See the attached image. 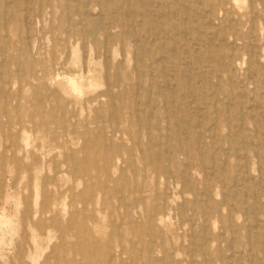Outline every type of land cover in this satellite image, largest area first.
Instances as JSON below:
<instances>
[{"label":"rangeland","instance_id":"rangeland-1","mask_svg":"<svg viewBox=\"0 0 264 264\" xmlns=\"http://www.w3.org/2000/svg\"><path fill=\"white\" fill-rule=\"evenodd\" d=\"M6 1L0 264H111L109 249L125 264H264V0H92L94 27L103 18L126 25L125 35L113 28L110 44L103 32L96 40L68 32L64 21L55 25L42 0ZM154 46L163 47L161 55L146 53ZM164 50L179 58L176 64H165ZM151 66L153 76L139 83ZM165 79L200 87L206 104L195 112L197 101L180 90L163 128L181 129L155 141L148 154L141 136L149 161L162 157L165 168L186 173L176 184L145 170L139 150L127 152V129L139 127L125 122L129 99L113 97L138 84L156 96ZM141 101L147 111L164 102Z\"/></svg>","mask_w":264,"mask_h":264},{"label":"bare ground","instance_id":"bare-ground-1","mask_svg":"<svg viewBox=\"0 0 264 264\" xmlns=\"http://www.w3.org/2000/svg\"><path fill=\"white\" fill-rule=\"evenodd\" d=\"M9 0L6 1V3H8ZM13 1H17V2H20V0H13ZM34 1V0H33ZM80 1V5L78 7H75V8H72L71 7V0H42V4H45L47 5L50 9H51V13H52V20H53V23L56 25V24H59L60 22L64 21L65 22V28L68 32H74V31H79L81 32L84 36H93L94 38L99 39V34L100 32H103V36L105 37L104 40L107 44H110V43H113L115 41V35L112 33V30L113 28H119L121 30V33L125 35V33L127 32V29H126V25L124 23H122L121 20H118V21H104L105 18L102 19V21L100 22V25H96L94 27V23L91 24V22H88V20L91 18V1L92 0H78ZM217 1V3L219 5H223L225 4V2H222L220 0H204V4H212V3H215ZM228 3H229V0H227ZM75 2V1H74ZM130 2V1H129ZM238 2V1H237ZM33 3V2H32ZM102 3V2H101ZM226 3V4H228ZM130 4V3H129ZM96 5L99 7L98 9L100 10L99 14H102V5L100 3H96ZM8 6V5H7ZM44 6V5H43ZM72 8V9H71ZM106 8V7H105ZM115 8H120L118 6H115ZM34 9V8H33ZM137 8L135 7L133 10H131L130 14L132 15L134 12L136 13ZM107 10V8H106ZM4 11H7L6 9ZM34 11V10H32ZM211 11V10H210ZM34 13V12H33ZM28 15V14H27ZM25 14V18L27 16ZM165 15V14H164ZM119 16H130L128 11H122L120 12ZM28 17V16H27ZM36 18V17H35ZM85 18H87V21H85ZM139 18V17H138ZM27 19V18H26ZM211 20V19H210ZM31 21H34V20H31ZM90 21V20H89ZM34 23V22H32ZM96 23V22H95ZM212 23V22H211ZM79 24H82L83 27H82V30H80L78 28V25ZM133 27V26H131ZM30 28V27H29ZM98 28H100L98 30ZM162 28V27H161ZM195 28V27H194ZM198 29V28H196ZM215 29V28H214ZM187 31V30H186ZM187 33V32H186ZM209 33V32H208ZM134 35V34H133ZM187 35V34H186ZM206 35V33H205ZM146 36V34L144 35V37ZM229 36V35H228ZM137 37V36H136ZM205 38V36H204ZM229 38V37H228ZM130 41H133L134 44H135V47H137V43L136 41L138 40V38H135V36H132V38H128ZM206 39V38H205ZM126 40V39H125ZM213 41V40H212ZM217 42V41H216ZM203 43V42H202ZM251 43V42H250ZM184 46V45H183ZM142 47V46H140ZM176 48V47H175ZM174 48V49H175ZM161 49H163L162 46H154L152 48L150 47H147L146 50V53L148 54H153L154 57H157V54L161 55ZM165 54L162 55V59L164 60L165 64L166 63H170V62H173L176 64L177 60H179V58H173V56H170L169 55V52L168 51H165ZM212 52V51H211ZM189 55V54H188ZM187 55V56H188ZM196 55L198 56V54L196 53ZM190 56V55H189ZM225 56V55H224ZM153 57V58H154ZM208 57V56H207ZM190 58V57H189ZM200 58V57H199ZM259 58V57H257ZM142 59V62L143 63H146L147 65L149 64L148 62H151L150 59H145L144 57L141 58ZM191 59V58H190ZM202 60V59H200ZM219 61V60H218ZM202 63V62H201ZM163 66V64H162ZM178 66V65H177ZM136 67V66H135ZM191 68V67H190ZM189 68V69H190ZM182 69V68H181ZM184 69V68H183ZM153 67L151 66L146 72L147 73H143V74H138V82L139 83H142L143 81V78H144V75L146 76H153ZM190 71V70H189ZM137 72V71H136ZM185 72V70H184ZM206 72V71H205ZM189 73V72H188ZM163 75V74H162ZM204 75L206 76V74L204 73ZM210 75V74H209ZM119 71H117L115 74H114V81L115 82H119L121 80V77L119 78ZM126 77H128V74H126ZM168 77V76H167ZM204 77V76H203ZM202 77V78H203ZM162 78V77H161ZM166 78V77H165ZM210 78V77H209ZM193 79V78H192ZM111 80V79H110ZM203 80V79H202ZM200 81H197V83H199ZM214 82V81H213ZM212 82V83H213ZM109 83V82H108ZM107 83V84H108ZM163 90H161V93L159 94H156V96L153 95V91H151V89H148L146 91H144L142 88H140V84H138L137 88H128V87H125L123 90L119 91V92H114L113 94V97H115V95L126 101L127 99H129V107H131L133 110H132V113H131V116L129 115L128 118L129 119H126L125 122H131L130 126L132 125H137L139 128H136L137 132L136 133H132L131 130L127 129L128 131L126 132L128 135H129V139L133 142V145H132V148L131 150H127V152L132 155L133 154V151L135 150H139L140 153H141V156H140V159L144 162L145 164V167L144 169L146 170L149 166L152 167V171L154 173H156V175H158L159 177H165L167 179H174L173 183L176 184V183H179V182H185V179L183 180V177H186V173L185 172H176L174 171L172 168H165L163 166V164L161 163L162 161V157H160L161 159L156 163V164H153L151 161V157L150 156H147L146 154H148L149 152V149L151 148V145L154 144L155 141H163L165 140V138L169 139V133L171 131L175 132V131H179L181 128H163V127H169V124H170V120H172V118H170L172 116V108L173 106L174 107H177L179 105H176V103L173 102V106L170 105V102L173 101L172 100V97H176L177 96V93L179 94L180 90H183L184 91V96H187L188 98H194L195 101H197L198 103V106L196 107V111L195 112H199L203 107L206 106L205 104V101L202 97V91L197 88V87H192V89L190 90V86L186 85L188 83H185L184 81H181V80H176V79H165L163 80ZM201 83V82H200ZM120 85V84H119ZM137 85V84H136ZM135 85V86H136ZM144 84H142L143 86ZM217 85V84H216ZM73 86V85H72ZM134 86V87H135ZM110 87V86H109ZM173 87L175 88V92L172 91L173 90ZM74 88V86H73ZM115 88V87H113ZM119 88V86H118ZM177 89V90H176ZM151 91V92H150ZM178 91V92H177ZM113 92V91H112ZM116 93V94H115ZM223 93V92H222ZM109 94V93H108ZM172 94H174L172 96ZM216 94V93H215ZM215 94L213 93V96L215 98H217L215 96ZM221 94V93H220ZM241 94V93H240ZM129 95H131V97H133V99L131 97H129ZM112 96V95H111ZM162 98L163 99V103H156V106L154 109H151L149 111H147L145 108L146 107H143V104H142V101H141V98L144 99V97H148L149 100L151 98ZM175 100V99H174ZM203 100V101H202ZM114 101V100H113ZM116 102V101H115ZM177 102V101H176ZM191 103V102H190ZM189 103V104H190ZM154 104V103H153ZM193 104V103H192ZM163 106V112L161 114L158 115V113L156 114L157 112V109L158 107L157 106ZM191 105V104H190ZM151 107V106H150ZM189 105H187L186 103L183 105V110L184 111H188ZM206 108V107H205ZM134 109H137L134 111ZM203 115V114H202ZM146 116V117H144ZM136 117V119H134ZM182 117V116H181ZM205 117V116H204ZM155 119H157V121L155 122ZM175 119V118H174ZM189 122L190 120L187 119ZM112 121V120H111ZM155 122V123H154ZM188 122V123H189ZM112 123V122H111ZM135 123V124H133ZM174 124L177 126L178 123L175 119V122ZM183 124V123H182ZM194 124V123H193ZM213 124H215L213 122ZM200 127V126H199ZM115 128H120L119 126L118 127H115ZM187 129H190L189 127ZM194 130L197 129V128H193ZM209 129V128H208ZM165 130V131H164ZM192 130V129H191ZM256 130V129H255ZM201 131V130H200ZM113 132V131H112ZM215 133V131H214ZM202 135H204V132L202 130ZM141 136H144L147 143H148V148H147V151H146V154L145 153H142V150L140 149L141 147ZM214 136V135H212ZM211 137V134L210 136ZM171 138V137H170ZM220 140V139H219ZM173 141V140H172ZM91 144V143H90ZM214 144V143H213ZM91 146V145H90ZM11 147V146H10ZM91 148V147H90ZM87 151V150H86ZM87 153V152H86ZM89 153V152H88ZM182 154L186 155L188 154L187 152H184V151H181ZM189 155V154H188ZM87 159V158H86ZM107 159H109L108 157H106V161ZM151 160V161H149ZM87 161V160H86ZM105 163V162H104ZM103 163V164H104ZM123 164V163H122ZM98 165V164H97ZM111 165V164H110ZM130 165V164H129ZM114 169V168H113ZM138 169V168H137ZM115 170V169H114ZM136 170V169H135ZM138 171V170H137ZM122 173L125 175L124 171L122 170ZM127 174V172H126ZM65 175V174H64ZM207 176V175H206ZM180 178V179H178ZM79 183V182H78ZM82 183V181H81ZM185 184V183H184ZM242 184V183H241ZM167 186V185H166ZM167 188V187H166ZM143 197V195H142ZM141 197V198H142ZM54 204V203H53ZM51 208V207H50ZM130 213V212H129ZM193 222V220H192ZM104 223V222H103ZM132 225V224H131ZM104 226V225H103ZM124 227V226H123ZM121 228V227H120ZM101 232V230H100ZM118 233V232H117ZM102 236V235H100ZM117 236V235H116ZM111 238V237H109ZM109 240V239H108ZM196 246V244H195ZM109 249V248H108ZM244 253V252H243ZM106 254L108 255V257L112 260L111 264H125L124 262V257H123V254H118L116 253V256H115V260H114V254L112 253V249H109ZM169 259V258H168Z\"/></svg>","mask_w":264,"mask_h":264}]
</instances>
